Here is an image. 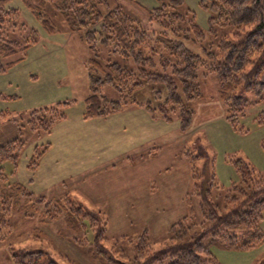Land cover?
I'll return each mask as SVG.
<instances>
[{
	"label": "rangeland",
	"instance_id": "rangeland-1",
	"mask_svg": "<svg viewBox=\"0 0 264 264\" xmlns=\"http://www.w3.org/2000/svg\"><path fill=\"white\" fill-rule=\"evenodd\" d=\"M203 1L212 0H185V4L207 33L210 15ZM120 5L148 28V11L157 8L160 0H121ZM9 7L21 11L42 41L26 53L24 61L0 74V144L15 139L26 144L18 168L6 163L3 174L9 184H22L36 197L56 201L67 196L77 207L98 213L107 221L109 241L103 245L116 261L142 262L138 258L140 237L146 234L153 248L161 249L169 242L170 227L189 212L200 222L199 200L194 195V184L200 182L194 178L196 170L202 176L215 172L217 183L225 188L239 182L233 164L238 159L264 175V124L258 120L264 102L249 107L239 123L240 131L225 119L216 78L209 75L202 79L203 98L192 105L195 116L188 132H182L177 118L166 122L137 105L109 117L85 119L90 85L86 64L91 54L82 39L61 32L49 36L22 0H11ZM57 22L62 26L61 19ZM158 91L165 93L164 87L147 85L128 101L154 105ZM103 95L110 100L120 97L111 88H105ZM244 96L256 100L254 93ZM67 101L73 102L66 109L67 118L56 123L50 134H38L29 127L32 112ZM47 144L50 150L38 169L31 171L28 164L36 148ZM200 147L207 150L208 159L188 156L199 154ZM44 209L28 207L26 212L34 218L14 211L10 221L16 228L0 243V264H14L11 247L16 252L42 251L58 264H113L95 252L91 231L84 237L87 244L80 246L64 216L51 221L43 216ZM261 228L264 231V219ZM78 237L83 239V235ZM113 243H118L114 249ZM209 249L220 264L264 261V244L249 250L219 244Z\"/></svg>",
	"mask_w": 264,
	"mask_h": 264
},
{
	"label": "trees",
	"instance_id": "trees-1",
	"mask_svg": "<svg viewBox=\"0 0 264 264\" xmlns=\"http://www.w3.org/2000/svg\"><path fill=\"white\" fill-rule=\"evenodd\" d=\"M121 0H22L49 36L77 34L91 57L89 94L85 99V119L104 118L128 106H143L152 116L166 122L177 118L182 132L193 126L192 105L203 98L202 79L216 78L218 97L225 109V119L239 128L249 107L264 102V0L203 1L210 15L207 33L196 21L195 12L185 0H160L149 10V27L126 13ZM11 0H0V74L24 61L26 53L42 41L39 31L28 26L21 11L11 8ZM62 20V26L58 20ZM14 37H16L14 39ZM197 47L200 51L195 50ZM130 65H127V64ZM161 86L156 103L128 101L143 87ZM111 88L119 99L110 100L103 91ZM251 92V102L244 93ZM73 102H60L31 113L29 127L50 134L56 123L67 118L66 109ZM264 124V111L259 115ZM47 144L36 148L28 168L35 172L42 157L50 150ZM26 148L15 139L0 144V243L8 239L16 226L11 223L14 211L28 215L26 209L45 208L46 219H65L74 242L87 244L85 235L94 234L95 252L113 264H123L110 257L103 245L107 221L98 213L88 212L64 196L59 200L36 197L22 184H9L3 165L15 169ZM193 159H208L207 150L188 154ZM239 182L225 188L216 181V173L202 176L196 170L194 195L199 200L201 219L195 214L173 224L169 242L155 250L147 235L140 237L137 264H220L209 249L219 244L227 249L249 250L264 244V175L243 159L233 162ZM193 212L192 209H190ZM83 235V239L78 236ZM118 243H113L112 249ZM14 264H58L42 251L16 252L10 248ZM121 258H125L124 255ZM260 264H264L262 261Z\"/></svg>",
	"mask_w": 264,
	"mask_h": 264
}]
</instances>
